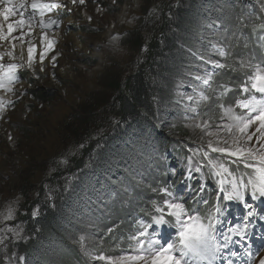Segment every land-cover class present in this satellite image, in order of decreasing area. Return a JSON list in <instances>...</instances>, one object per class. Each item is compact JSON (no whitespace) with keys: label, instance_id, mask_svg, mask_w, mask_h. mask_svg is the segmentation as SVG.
<instances>
[{"label":"rangeland","instance_id":"obj_1","mask_svg":"<svg viewBox=\"0 0 264 264\" xmlns=\"http://www.w3.org/2000/svg\"><path fill=\"white\" fill-rule=\"evenodd\" d=\"M62 1L66 6L64 25L47 32L27 22L26 17H21L23 15L15 10L5 19L3 11L10 7L0 0V59L23 63L20 79L14 84L16 94L9 96L6 90L0 89V97L14 101L7 108L0 104V264H24L16 245L30 238L25 229L26 218L37 216L44 203L52 204L59 189L70 188V182L76 176L75 162L82 158L83 149L90 143H99L116 127L120 98L129 95L131 77L150 67L153 47L162 40V26L169 22L171 10L179 0ZM254 1L264 11V0ZM21 19L24 24L17 27ZM9 24L13 25L11 32ZM29 49L32 50L31 66ZM222 52L224 55L218 52L221 59L211 62L210 68L200 65L203 71L186 72V79L178 81L174 88L179 108L196 112L204 103L202 108L206 109L203 112L185 119L180 126L191 143L207 147L197 151L199 158L208 162L206 173L210 172L224 187H230L228 196L232 195L239 208L244 191L259 192L254 185L261 178L259 169H264V128L256 119L241 133L239 127L242 125L234 117L246 121L260 115L262 106L256 104L257 111H251L240 107V98L228 104L214 99L219 94L222 96V92L212 86L210 76L214 71L224 74L232 65L223 62L227 53ZM238 64L241 69L249 68L240 60ZM256 75L252 77L251 85L255 83ZM45 91L46 97L41 96ZM252 98L244 103H251ZM248 136L252 139L248 140ZM217 147L228 150L214 151ZM240 148L251 149L254 155L247 151L243 155L231 154ZM155 155L146 158L140 167L147 168ZM224 160L245 163L254 172L251 177L246 174L243 183L240 175L234 174ZM89 163L87 160L86 165ZM183 168L186 180L196 177L204 180L202 165L196 156L188 155ZM153 169H146L144 177ZM175 169L172 177L177 172ZM150 189L154 191L152 186ZM163 191L165 200L161 206L171 213L165 201L182 202L177 196V200L173 196L168 198L170 192L166 188ZM221 193L222 189L218 188V194ZM186 195L187 192L181 200ZM151 203L155 205L156 199L152 198ZM157 203L160 205L159 199ZM229 203H233L231 199ZM156 209L159 210V206ZM258 212L264 216L263 209L259 208ZM133 237V233L126 237L116 257L97 255L87 243L83 245V251L94 264H145L144 260L130 259L141 255L149 257L148 264H152L150 254L142 251ZM150 246L152 255L159 251L156 243H150ZM149 247L143 244L144 249ZM254 256L247 264H261L264 244L254 250ZM166 257L162 255L157 264H169Z\"/></svg>","mask_w":264,"mask_h":264},{"label":"trees","instance_id":"obj_2","mask_svg":"<svg viewBox=\"0 0 264 264\" xmlns=\"http://www.w3.org/2000/svg\"><path fill=\"white\" fill-rule=\"evenodd\" d=\"M170 15L162 26L163 41L153 47L150 67L131 77L129 95L120 98L116 127L83 149L70 188L59 189L52 204L44 203L37 216L26 218L30 238L16 245L24 264H94L83 251L86 243L97 255L116 257L138 228L136 215L152 205V198L162 205L165 188L168 198H181L174 191L186 180L185 159H200L197 151L207 148L191 143L180 126L203 112L204 103L196 112L179 108L174 85L184 81L188 71L210 68L222 51L227 53L223 62L232 65L224 74L214 71L210 76L212 86L222 92L214 96L216 101L239 99L246 88L250 91L257 70L264 72V11L254 0H179ZM239 60L249 68H239ZM41 96L46 97V91ZM152 154L148 167H140ZM148 168L154 169L144 177ZM231 169L244 171L245 166L233 162ZM196 180L198 192L209 196L211 206L219 184L211 176L204 187ZM180 201L190 204V199Z\"/></svg>","mask_w":264,"mask_h":264},{"label":"snow or ice","instance_id":"obj_3","mask_svg":"<svg viewBox=\"0 0 264 264\" xmlns=\"http://www.w3.org/2000/svg\"><path fill=\"white\" fill-rule=\"evenodd\" d=\"M73 3H76V0H72ZM80 3H84V0H79ZM47 7H50L49 5H41L35 2L32 3V8L35 10L37 8L40 9L41 13H43V10ZM12 9L11 8H5L3 11V15L5 19H8V16L12 13ZM24 24V20L21 19L18 24L17 27H19L20 25ZM8 29L9 32H11L13 30V25L9 24L8 25ZM7 38V37H5ZM31 49H29V66H31ZM17 69V65L15 64H9L7 66V72H5L3 75L4 77L9 81V82H13L15 79V71ZM254 80H257L260 82L259 86L257 85V83H253L251 85L252 88L254 89H258V91L264 93V75L260 74V70H257V75L254 77ZM205 83H207V80H205ZM245 91H247V89H245ZM240 107L243 108H248L251 111H257L255 105L253 103H244L241 102L240 103ZM2 110V109H0ZM260 115L256 116V117H249L247 118V120L245 121L244 119H242L241 117H234L235 120L239 121L240 124L242 125L241 127H239V131L241 133H243L245 131V129H247L254 120L259 119L261 121V128H264V107H262L260 110ZM259 130V129H258ZM229 131H231V129H229ZM248 140H251L252 137L248 136L247 137ZM225 144H227V142H225ZM212 144L211 142H209V147H211ZM238 147V144H237ZM228 149L225 148H215L214 151L217 152H224L227 151ZM247 151L249 153V155H254V153L252 152L251 149H243L240 148L238 151H234L231 154L232 155H243L244 152ZM262 159H264V157H262ZM259 171L261 172V178L258 184L254 185V188H258L260 195L264 196V169H259ZM237 196H239V194L237 193ZM229 199H232V195L230 194ZM167 208L171 210V215H173L176 218V224L179 226L180 231L178 233L179 235V244H180V255L181 256H185L188 254H194L198 257H200L201 259H207L209 261H211L212 259H215L216 253L218 251V245L216 243L215 240V236L212 235V232L210 231L212 229V225L209 223V225L204 226L202 224L200 225H194L192 222L194 220H198V217H192L189 216L188 220L185 221L183 219V217L187 214V210L185 209L184 204L182 203H172V202H168L165 201ZM163 209H160L161 212V217L160 219H158L156 221V223L158 224H167L168 221L164 219L163 217ZM244 227H247V225H245ZM141 235H143V233H141ZM83 239V238H82ZM133 239H136L135 237H133ZM150 243H157V242H150ZM137 244L138 246L141 248L142 251H147L152 259V264H157L158 260L161 258V256L163 255V253L169 252L173 249V244H168L166 248H164L161 245H158L157 243V247H159V251H156L154 253V255H152L153 253V249L150 246L148 249H144L143 248V241L141 240H137ZM99 259H104V257H99ZM130 259H138V260H144L145 264H148V259L149 257H146L144 255L141 256H137V257H131ZM166 259L169 261V264H181V261L178 259H175L172 256H168L166 257ZM261 264H264V261H261Z\"/></svg>","mask_w":264,"mask_h":264}]
</instances>
